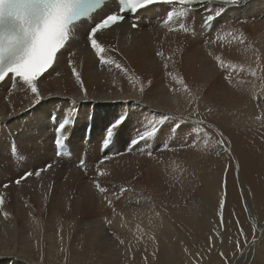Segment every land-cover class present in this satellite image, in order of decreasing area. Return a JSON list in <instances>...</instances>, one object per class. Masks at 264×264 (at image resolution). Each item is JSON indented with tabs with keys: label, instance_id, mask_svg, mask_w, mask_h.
<instances>
[{
	"label": "bare ground",
	"instance_id": "1",
	"mask_svg": "<svg viewBox=\"0 0 264 264\" xmlns=\"http://www.w3.org/2000/svg\"><path fill=\"white\" fill-rule=\"evenodd\" d=\"M137 18L104 30L99 56L79 29L39 98L0 85V264H214L207 247L239 241L264 264V0Z\"/></svg>",
	"mask_w": 264,
	"mask_h": 264
},
{
	"label": "snow or ice",
	"instance_id": "2",
	"mask_svg": "<svg viewBox=\"0 0 264 264\" xmlns=\"http://www.w3.org/2000/svg\"><path fill=\"white\" fill-rule=\"evenodd\" d=\"M195 2L196 0H119L117 11L106 14L89 26L83 24L82 21L92 19L90 13L99 3V0H0V81L6 82V77L13 82L19 80L27 86L32 94L39 98L38 78L41 77L42 73L53 68L54 58H56L57 64L59 63L57 53L63 56L61 50H67L71 46L73 36L79 34V29H84L87 41L90 42L91 48L99 56L101 47L98 40L101 36L106 35L103 30L118 25V22L125 21L127 19L126 14L132 15V28H137L138 23L135 16L141 9L155 3H178L182 7H191ZM238 3L239 0H222L224 5H236ZM222 10V8H217L215 16H220ZM180 14L183 15V12ZM172 16L173 13L169 12L168 19L171 20ZM213 19L212 14L206 15L205 26ZM180 27L187 31L183 24ZM50 29L47 48H39V42L49 33ZM240 42L242 43L243 40L241 39ZM216 59L219 60L220 58L216 57ZM99 63L102 66L115 63L116 68L127 75L125 68L120 63L105 59H100ZM68 66L72 67L71 60H69ZM220 66L224 67V64L221 62ZM71 75L80 84L81 75L75 67H72ZM228 78L230 79V77ZM178 82L183 83L182 81ZM81 90H83L82 84ZM185 90L187 91V89ZM194 119H196L195 116H190L186 118L185 122L191 123ZM121 123L122 121L117 120L115 125L109 128V135L115 132ZM201 123L203 122L201 121ZM66 124L67 121L59 127L64 128ZM56 144L60 145V140H57ZM80 163L83 164L84 162L81 161ZM35 174L39 176L40 171H36ZM27 175H31V173H27ZM16 183L19 184L20 180H17ZM96 187L99 193L104 194L106 192V189L99 184ZM2 202L0 200V203ZM221 205H223V201H221ZM121 243H123L122 240Z\"/></svg>",
	"mask_w": 264,
	"mask_h": 264
},
{
	"label": "rangeland",
	"instance_id": "3",
	"mask_svg": "<svg viewBox=\"0 0 264 264\" xmlns=\"http://www.w3.org/2000/svg\"><path fill=\"white\" fill-rule=\"evenodd\" d=\"M213 219V218H212ZM255 217H252V221H255L254 220ZM199 238L204 239L203 235L202 234H199ZM203 240H200L201 243H205ZM209 245H212L210 243H208ZM240 241L239 243L237 242V244H235L236 246H232V247H229L228 246V250H227V246H222V245H212L211 248L210 247H207L206 248V251L204 252L203 254V257H210L212 262L214 264H250L251 263V259L248 258L247 256V252L245 250V247L244 249H241L240 246H239ZM217 246V247H216ZM239 246V247H238ZM237 247V248H236ZM231 248V251L229 250ZM233 248V249H232ZM216 250V251H215ZM226 250H227V253H226ZM233 250V251H232ZM242 251V252H241ZM233 252V253H232ZM263 253H264V250H263ZM207 254V256H206ZM121 255L118 254L117 257H109L112 259V262H114L117 258H119ZM222 256V257H221ZM247 258H246V257ZM253 256V255H252ZM251 258H254L251 257ZM236 259V260H235ZM250 261H249V260ZM197 260V259H196ZM221 260V261H220ZM230 261V262H229ZM235 261V262H234ZM185 264V263H183ZM189 264V263H188ZM206 264V263H205ZM209 264V263H208Z\"/></svg>",
	"mask_w": 264,
	"mask_h": 264
}]
</instances>
